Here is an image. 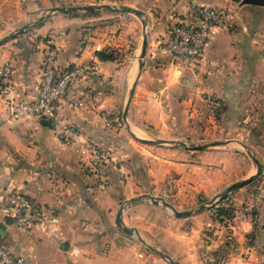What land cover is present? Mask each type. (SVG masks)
Here are the masks:
<instances>
[{
  "label": "rangeland",
  "instance_id": "1",
  "mask_svg": "<svg viewBox=\"0 0 264 264\" xmlns=\"http://www.w3.org/2000/svg\"><path fill=\"white\" fill-rule=\"evenodd\" d=\"M85 1L66 0L57 6H125L98 3L103 0H93L92 4ZM55 13L61 12L50 11L44 0H0V39L30 24L22 33L0 42V49L8 56L9 51H16L18 47L35 46L39 39V36L35 38L36 20ZM75 13L68 15L86 16L85 11ZM96 13L123 15L105 9ZM154 14L151 22L145 23V29L140 25L136 28L138 32L144 30L147 45L149 34L159 35L155 21L158 15ZM134 15L127 13L128 17ZM112 19L103 18L99 22ZM136 39L138 43L127 41L121 47L127 51H118L116 55L119 62L125 60L126 66L116 74L119 90L116 102L106 104L93 115L94 132L101 135L103 143L86 138L80 141L84 159L79 160V174L87 187L90 186L87 191L98 198H91L93 201L86 205L87 211L81 214L83 218L77 225L79 230L96 228L97 231L95 235L79 234V241L101 250H110L116 244L133 245L149 254L150 259H161L168 264H171L169 260L159 253L180 263L183 259L179 249L182 251V248L189 254L192 252L198 264L230 261L251 264L246 261L251 252L247 246L261 245L264 252V96L224 93L221 73L211 78V71L197 67L199 61L191 68H184L183 59L165 50L167 60L173 62L168 67L158 65L160 58L152 53L153 61L147 57V46L144 57L139 59L140 33ZM158 48L163 50L160 44ZM203 56L204 51L199 60ZM134 82L124 121L123 111ZM245 94H250L247 100ZM104 117L111 121L110 126L103 124ZM141 139L165 142L149 144ZM167 141H181L187 146ZM215 141L223 142L203 149L191 148ZM254 158L258 161V172ZM251 175L254 178L250 182L223 198L218 196L229 185ZM142 194L141 199L123 209V226L136 230L126 234L117 227L116 214L127 199ZM258 194L262 195L258 206L245 210L246 205L256 203ZM149 196L166 201L177 211L207 206L191 215L176 217L170 208L163 207L161 202L153 203ZM241 245H245L242 250L238 249Z\"/></svg>",
  "mask_w": 264,
  "mask_h": 264
},
{
  "label": "crops",
  "instance_id": "2",
  "mask_svg": "<svg viewBox=\"0 0 264 264\" xmlns=\"http://www.w3.org/2000/svg\"><path fill=\"white\" fill-rule=\"evenodd\" d=\"M44 1L47 8L66 2ZM189 1L98 2L120 3L142 12L141 16L134 15L135 17H128L127 13L86 15L82 18L64 13L46 15L47 18H42V15L38 19L42 23L35 28V38L39 36L35 46L30 45V49L18 47L16 51H9L11 54L8 56L4 49H0V66L7 60L13 66L9 96L27 101L36 98L40 62L48 44L59 47L56 57L57 72L66 71L81 63L97 66L95 71H89L86 76L79 78L69 91L70 95L86 101V106L62 113L64 119L79 134L76 142L61 140L53 125H45L36 116H25L15 121L7 119L4 104L0 100V193L19 191L31 199L45 215L43 223L21 228L15 225L12 218L0 213V242L13 253L23 256L25 264H168L161 259H150L149 254L133 245L122 246L115 243L110 250H101L85 241H79V234L90 235L97 231L96 228L79 230L77 225L83 218L81 214L87 211L86 205L98 198V195L91 196L87 191L90 186L87 187L79 174V160L84 159L81 157L83 145H80V141L86 138L97 144L103 143L101 135L94 132L93 115L106 104L116 102L119 91L116 87V74L126 67L123 65L125 60L118 61L117 52L127 51L121 48L127 41L134 44L135 40L138 43V33L143 40L144 30L138 32L136 28L140 25L143 29L144 23L149 24L154 13L158 15L155 21L159 35H148L147 57L152 61V56L160 58L158 65L161 67H168L170 63L173 65V62L167 60L166 52L158 46L175 21L196 23ZM93 2L86 0L84 3ZM195 2L228 9L233 14L229 29H217L211 35L197 67L211 71V78L221 73L224 93H254L252 97L261 93L264 96V0ZM103 18L114 19L99 22ZM90 25L93 27L85 28ZM119 28L121 30L118 31ZM29 38L35 41L31 36ZM96 51H105L113 58L102 60L95 55ZM245 95L244 99L247 100L250 94ZM105 118L103 124L110 126L111 121L108 120L109 125H106ZM245 228L248 230V226ZM242 245L238 249L245 247ZM260 246L246 247L251 250L246 261L264 264V252H261ZM179 250L183 259L180 264H198L192 252L189 254L183 248L182 251ZM182 252L186 254L183 255Z\"/></svg>",
  "mask_w": 264,
  "mask_h": 264
},
{
  "label": "built area",
  "instance_id": "3",
  "mask_svg": "<svg viewBox=\"0 0 264 264\" xmlns=\"http://www.w3.org/2000/svg\"><path fill=\"white\" fill-rule=\"evenodd\" d=\"M189 3L196 16V23L175 21L166 38L159 42L163 50L173 57L183 59L184 68H191L199 60L215 30H227L233 21V14L228 9L200 5L195 0H190ZM58 51L59 47L55 44L44 49L37 80V94L31 101L9 96L13 67L9 60L5 61L0 66V100L4 104L7 119L15 121L25 116L45 117L51 120L61 140L76 142L79 134L64 119L62 113L85 106L83 99L70 95L69 91L79 78L86 76L89 71H95L97 66L81 63L66 71L57 72ZM104 122L109 125L108 119L105 118ZM261 198V194L256 195V203L246 205L245 210L258 206ZM0 213L12 218L15 225L21 228H29L45 220L44 213L35 203L16 190L0 193ZM0 264H25V258L13 253L0 242Z\"/></svg>",
  "mask_w": 264,
  "mask_h": 264
},
{
  "label": "water",
  "instance_id": "4",
  "mask_svg": "<svg viewBox=\"0 0 264 264\" xmlns=\"http://www.w3.org/2000/svg\"><path fill=\"white\" fill-rule=\"evenodd\" d=\"M99 9H105V10H109V11H112V12H116V13H133L135 14L136 16H141L142 15V12L135 9V8H132V7H128V6H121V5H110V4H98V5H78V6H54V7H51L50 8V11L52 12H61V13H64V14H68V13H72V12H76V11H95V10H99ZM37 22V21H36ZM144 23V22H143ZM30 26V24H24L22 25L21 27H19L18 29H16L15 31H13L12 33L2 37L0 39V42H3L9 38H12L20 33H22L23 31L26 30V28H28ZM144 27H145V23H144ZM145 29V28H144ZM146 46H147V35L144 34L143 35V40H142V46H141V51H140V56H139V59H142L146 53ZM138 66H139V69L141 67V61L139 60L138 61ZM134 88H135V82L133 83L131 89H130V95H129V98L125 104V108H124V111H123V120L126 121V116H127V111H128V108H129V104H130V100H131V96L133 94V91H134ZM42 122L47 125V126H52V123H51V120L48 119V118H45V117H42L41 118ZM128 131L131 133L130 129H128ZM143 142H146V143H149V144H160V143H163L165 141H161V140H153V139H141ZM171 144H177L179 146H187L185 142H181V141H167ZM223 141H215V142H212L210 144H204V145H193L191 146V148L193 149H203V148H206L208 146H214V145H218V144H221ZM254 161L256 163V167H257V172H258V161L257 159L254 158ZM254 178V175H251L239 182H236V183H233L232 185H229L223 192H221L218 196L220 198H223L225 197L230 191L234 190V189H237L243 185H245L246 183L250 182L252 179ZM144 195H139L137 197H133V198H130V199H127L125 204L122 205L118 211V213L116 214V217H115V223L117 225L118 228H120L124 233L126 234H133L136 230L133 228V229H129L127 227H124L123 226V219H122V213H123V209L125 206L133 203V202H136L138 201L139 199H141ZM150 200L155 203V204H158L159 202H161V205L163 207H168L172 210L173 214L176 216V217H185V216H188V215H191L194 211H200V210H203L207 205L206 204H202L198 207V209H195V210H185V211H177L174 207H172L169 203H167L166 201H163L154 196H149ZM214 199H212L209 203L213 202ZM159 254L163 255L165 258H167L169 260V262L171 264H180L179 262L173 260L169 255L165 254V253H162L160 252Z\"/></svg>",
  "mask_w": 264,
  "mask_h": 264
},
{
  "label": "trees",
  "instance_id": "5",
  "mask_svg": "<svg viewBox=\"0 0 264 264\" xmlns=\"http://www.w3.org/2000/svg\"><path fill=\"white\" fill-rule=\"evenodd\" d=\"M98 10H95V11H85V14L86 15H96ZM71 14H76L75 12H72ZM42 23V20H38L37 22H36V24L35 25H40ZM95 55L98 57V58H100V59H102V60H110V59H112L113 58V56L112 55H110L109 53H106L105 51H96L95 52Z\"/></svg>",
  "mask_w": 264,
  "mask_h": 264
}]
</instances>
